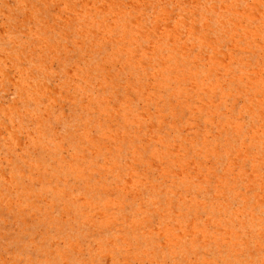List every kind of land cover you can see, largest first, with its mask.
Instances as JSON below:
<instances>
[{
	"label": "rangeland",
	"instance_id": "rangeland-1",
	"mask_svg": "<svg viewBox=\"0 0 264 264\" xmlns=\"http://www.w3.org/2000/svg\"><path fill=\"white\" fill-rule=\"evenodd\" d=\"M0 264H264V0H0Z\"/></svg>",
	"mask_w": 264,
	"mask_h": 264
}]
</instances>
